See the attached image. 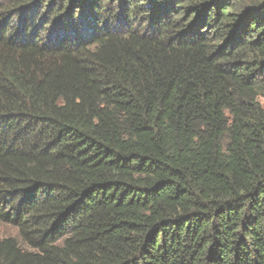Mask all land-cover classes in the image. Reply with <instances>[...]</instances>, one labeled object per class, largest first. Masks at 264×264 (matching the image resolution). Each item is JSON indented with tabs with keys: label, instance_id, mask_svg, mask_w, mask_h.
<instances>
[{
	"label": "trees",
	"instance_id": "trees-1",
	"mask_svg": "<svg viewBox=\"0 0 264 264\" xmlns=\"http://www.w3.org/2000/svg\"><path fill=\"white\" fill-rule=\"evenodd\" d=\"M0 226V264H264V0H0Z\"/></svg>",
	"mask_w": 264,
	"mask_h": 264
},
{
	"label": "rangeland",
	"instance_id": "rangeland-1",
	"mask_svg": "<svg viewBox=\"0 0 264 264\" xmlns=\"http://www.w3.org/2000/svg\"><path fill=\"white\" fill-rule=\"evenodd\" d=\"M0 232L2 234H6V235H15L16 234L14 229L7 227V226H0Z\"/></svg>",
	"mask_w": 264,
	"mask_h": 264
}]
</instances>
